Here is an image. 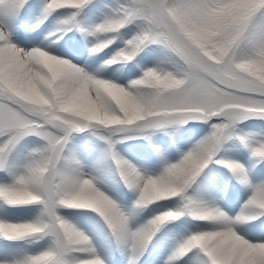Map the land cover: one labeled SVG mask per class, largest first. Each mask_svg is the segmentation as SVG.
<instances>
[{
    "label": "snow or ice",
    "instance_id": "1",
    "mask_svg": "<svg viewBox=\"0 0 264 264\" xmlns=\"http://www.w3.org/2000/svg\"><path fill=\"white\" fill-rule=\"evenodd\" d=\"M246 121L264 122V0H0V264H264Z\"/></svg>",
    "mask_w": 264,
    "mask_h": 264
},
{
    "label": "rangeland",
    "instance_id": "2",
    "mask_svg": "<svg viewBox=\"0 0 264 264\" xmlns=\"http://www.w3.org/2000/svg\"><path fill=\"white\" fill-rule=\"evenodd\" d=\"M264 125V122H254V121H246L244 122V124L242 125V127L246 130V131H254L257 127ZM185 128H187L188 126L185 125ZM206 131V128L203 129V126H198L196 128V132L198 133L195 136L189 137L188 139H191L193 142L195 139H198L200 135H203L204 132ZM143 143V141L141 140H128L125 141L123 145H119V150L121 155H123L126 159L131 160L133 163H136L138 161V156L137 154H129L127 153V149L126 147H130L132 149H134L132 146H136ZM135 150V149H134ZM230 156H232L235 159H240L241 161H243L245 154L239 150H235L232 151L231 153H229ZM216 165L210 166L211 169H215ZM226 182H222L220 185H215L214 187H208V190L216 197L217 201L221 202L222 197H224V191L226 190ZM246 199V195H243L239 198L236 206L237 209L234 210L238 211L240 205L243 203V201Z\"/></svg>",
    "mask_w": 264,
    "mask_h": 264
}]
</instances>
